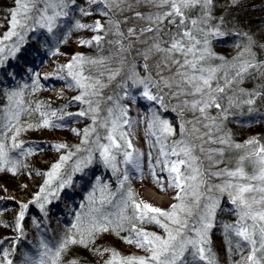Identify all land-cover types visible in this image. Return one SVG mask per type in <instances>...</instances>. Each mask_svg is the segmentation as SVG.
Returning <instances> with one entry per match:
<instances>
[{"label":"snow or ice","instance_id":"6c2138e0","mask_svg":"<svg viewBox=\"0 0 264 264\" xmlns=\"http://www.w3.org/2000/svg\"><path fill=\"white\" fill-rule=\"evenodd\" d=\"M89 2L103 3L105 8L110 7L109 0H89ZM111 2L118 6L122 0H111ZM147 2L160 10L148 16L146 19L149 26L141 29V34H154L153 43L143 54L144 60L149 59L150 53L160 54L156 67L167 69L170 75L163 76L158 71L157 75L160 79L155 80L151 73L141 77L133 70L121 87L126 89L127 81H131L132 86L142 87L141 94L144 98L155 101L162 107L165 106V88L175 89L172 95L176 98L191 97V99H184L182 103L193 113L199 112L203 120L208 121L203 125L208 131L196 135L195 140L202 141L198 146L192 138L185 137L187 130L181 125L182 138L168 145L167 137L174 135L175 130L167 120L160 119L154 113L148 128L151 134L156 136V142L159 144V156L155 164L162 165L161 173H166V176L158 175L154 169L152 175L160 191L164 192L169 188L175 190L171 198L176 202L170 204L168 209H162L143 199L136 200L129 188L126 195H122L118 205L119 211L108 213L104 211V206L113 203L114 194H105L108 186L103 185L100 188L99 206L89 209L87 222L77 215V223L72 225V228L76 230L75 233H71L54 247L43 244L45 251L41 253L38 264H60L62 254L67 251L69 245L81 244L87 247L95 235L102 232L116 231L119 235L117 230H125V223L130 225L127 231L131 233L129 237L124 238L125 242L143 250L145 255L121 257L119 253L112 250L111 259L106 261V264H200V262L218 264L211 249L210 232L215 226L216 212L220 208L223 196H227L228 202L233 206V214L236 216L233 222L222 225L229 253L240 256L233 264H264V144L252 138L244 144L231 145L236 149H246L245 154L239 156L234 168L226 167L216 171H212V168L223 161L215 159L214 154L223 156L225 149L203 147L204 143L230 144V141L224 137L213 138L216 122L214 118L209 117L208 109H221L222 105L219 101L225 89L231 88L237 79L242 81L250 70L264 69V63L257 62L255 55L248 47L239 52L231 64L225 62L222 65L212 66L209 63L216 58L211 51V38L224 35L218 25L211 24L213 0H147ZM66 7L65 0H14V7L10 11L6 25L8 31L0 38V63L8 56H15L20 51V44L25 40L26 33L34 30V26L47 28L51 32L56 26L57 18L68 15L64 11ZM197 8L200 9V15L192 18L190 13ZM81 11L85 15L89 14L86 10L81 9ZM140 15L137 13L138 17ZM169 25L174 28V31L169 28L165 32V28ZM76 27L90 28L95 32L104 30V26L99 21L94 25L77 22ZM116 28V35L123 37L124 33L119 31L118 23ZM164 35H167L168 39L165 40ZM128 36H136L135 30L129 29ZM13 38L16 39L11 46L5 43ZM103 38L101 35H96L91 40H81L80 43L91 45L95 41L99 44ZM116 43L120 45V51L125 50L122 40H117ZM245 53L248 54L247 57ZM85 65L100 67L96 69L94 75L93 69H86ZM143 68L145 72H148L149 65L145 63ZM65 70L67 77H71L75 87L81 90L80 94L73 99L87 105L78 113H68V115L89 116L92 125L83 129L82 139L80 144L75 146V151H71L70 146L64 143L53 146L57 151L64 149L69 151L61 155L59 160L51 165L50 170L43 174L46 178L32 202H39L42 199L47 202L48 196L54 194L50 191L54 181H59L56 191L71 182V177L67 179L61 177V170L78 152L85 151L87 155L75 162L74 172L81 171L82 167L91 163L94 151L99 152L105 166L111 167L113 172L117 170L116 153L122 152L125 164L133 163V153L127 150L132 148V143L128 139L127 132L123 130L124 125L131 127L130 121L126 118L127 108L120 106L117 100L115 107L107 108L105 117L100 118L99 115L103 89L120 75V69L113 70L104 57L92 59L77 54L71 58L70 62L58 69L60 72ZM221 72H223L222 77L218 75ZM105 73H107V82L102 79ZM221 79L224 81L223 84L220 83ZM152 89L156 91L153 92ZM19 95L14 92L8 99L11 102L13 97ZM127 95L125 91V96ZM113 99L112 96L107 97L109 102ZM228 99L229 104H232V98ZM254 102L251 98L243 101L247 105H252ZM15 103L18 110L7 113V122L0 123V171L8 170L13 173L16 172L19 161L12 159L9 155L10 149L6 146L5 140H11V149L21 148L22 142H18L17 137L26 130L23 126H18L24 111L20 106L24 101L20 99ZM40 108L41 105H37L36 111L40 112ZM40 115L43 118L40 127L59 126L49 118L56 117V111L40 112ZM59 119H63V116ZM197 119L199 122V118ZM189 123L192 122L189 121ZM27 127L31 128L34 125ZM98 127L105 129L106 134L103 139L107 143H101ZM154 128L157 131H152ZM73 132L80 135L76 129H73ZM192 132L200 133L195 124H193ZM7 133L12 134L9 137ZM94 134L95 139L90 140ZM89 144L95 147H83ZM197 147L200 153H207L206 159L209 162L207 169L203 166V160L196 154ZM9 165L10 167H6ZM245 165H250L252 170L249 172ZM134 166L139 168L138 163ZM212 177L219 178L220 183H211ZM127 179L128 176L125 173L124 180L120 182L121 188ZM164 180H167V186ZM88 199L90 204L96 205L97 200L94 194ZM40 206L42 208L43 204ZM27 208L28 204L21 206L22 210L17 218V229L21 226L20 221L24 219V210ZM129 208H131L130 214H128ZM144 224H154L162 230V234L138 227ZM0 244H3V241H0ZM10 255L12 251L0 247V264H13V261L9 259ZM44 257H47V260ZM72 264L76 262L73 261Z\"/></svg>","mask_w":264,"mask_h":264},{"label":"rangeland","instance_id":"374dc122","mask_svg":"<svg viewBox=\"0 0 264 264\" xmlns=\"http://www.w3.org/2000/svg\"><path fill=\"white\" fill-rule=\"evenodd\" d=\"M73 2L71 6L67 5L64 9L68 15L58 17L56 26L51 32H49L47 28L34 27L31 34L37 43H33L30 39L27 40V38H25L20 44V51H18L15 56H8L2 63H0V92H5V88L10 87L8 88V94L10 96L14 92L19 93V96L12 98L15 103L17 100H24V94L27 91L35 90L40 97L39 105H41V108L43 110L45 109V112L50 113L51 111H56L57 113L56 117L49 118L55 125H59L58 127H43L41 134L38 135V137L28 138L29 142L32 143L30 144V147L38 154L37 158L33 159L29 165L28 178L30 180H28L27 189L33 196L36 194L35 189H40L44 183V181L41 180L42 175L50 170L51 165L57 162L61 155H64L63 150L57 151L53 147L56 144H65V141L67 140L65 136L58 133V130H67L71 132L75 137L74 139H78L81 136L82 126L80 125V116L68 115V113L79 112V110L74 109L75 104L73 103V98L75 96L70 95L66 88V83L68 81L73 83V85L74 81H72L71 77H67L66 70L60 72L58 69L70 62L73 56L77 54L82 55V52L87 48L92 45H97L95 41H93L91 45H82L80 43L81 40H91L96 35L103 36L104 38L102 40L105 38L107 40L120 38L121 36L116 35L117 23L119 25V31L124 33V36L120 39H131V37L128 36V30L131 29V24H125V21L122 22L118 19H112L109 15L108 9L105 8L103 3L94 4L90 3L89 0H74ZM13 7L14 1L5 5V0H0V38H2L4 33L8 31L6 26L8 13ZM81 9L86 10L89 14L85 15ZM105 12L108 14L105 15ZM78 18L81 19L79 20ZM97 21L104 26L103 31L95 32L90 28L80 29L76 27L77 22L94 25ZM14 40L15 38L6 41L5 43L11 46ZM99 47H101V45ZM122 52L124 53V51ZM131 59L134 61L135 66H132V68L127 70V76L130 75L133 70L139 73L141 77L150 73L145 72L143 68L145 63L150 67L149 59L145 61L144 57H139L137 59V56L135 58L132 56ZM6 62H9V64H6ZM159 71L162 75L164 74L165 69H159ZM141 72L146 75H141ZM151 75L155 80L160 79V76L155 77L153 74ZM60 77L64 78L61 79ZM129 82L130 84L126 89L124 88L122 100L119 104L120 106L127 108L126 118L131 123V127L124 125L123 130L127 132L128 139L132 143V148L127 150L133 153V163L125 164L123 162L122 152L116 153L117 170L113 172L111 167L105 166L99 152L94 151L91 163L82 167L81 171L76 172L73 175L74 178L71 177V182L67 184L66 191L61 194L55 189L53 193L56 198L53 204L42 208L41 206H36L37 209L33 207L31 205L32 199L27 195H15L11 191L0 193V208L4 206L9 209V212H11L16 219L22 210L21 206L28 204V208L24 210V219L20 221V228L17 229V227H15L11 234L0 235V241H3V244H0V247L6 248L8 245L5 244H9V249L12 251V255L9 256V259L13 261V264H38L41 259V253L45 251L42 245L47 244L49 247H54L47 241V239H49V226L59 224L61 221H73L75 219L78 210L77 208L81 204L79 197L81 196L80 188L82 185L89 188L93 182L98 180L113 185L115 188V195L117 196L115 200L113 198L114 201L112 203L114 204L112 208L115 210H117L116 207L119 205H116L118 202L117 199H121L122 195H126L129 188L132 190L134 198L137 200L143 199L144 201L151 203L153 206L162 209L168 208L170 204L175 202V200L171 198L174 196L175 190L173 193H168V189L164 192L160 191L153 178L152 170L154 169L156 172V168L162 165L155 164L156 160L154 157L156 155L159 156V144L156 142V136L151 134L148 125L152 122L155 113L160 119L167 120L175 130L174 135L167 137L166 143L168 145H171L173 141L182 138L181 125H183L187 130L184 134L185 137L192 138L199 146L202 141L195 140L196 135H199V133L192 132L193 124L196 126L197 123L204 124L206 122L208 123V121L203 120L199 112L193 113L190 110H184L183 104L180 103L182 100L174 97L172 92H168L166 88L164 89L165 106L162 107L155 101H149L144 98L141 94L142 87H134L131 85V81ZM173 90L175 91V89ZM125 91L128 93L127 96H125ZM152 91L155 92L156 89H152ZM178 102L179 105L176 106ZM261 113L263 112L255 107V109L251 110L247 115L238 114L236 119L240 120V116L241 118L243 117L246 122H251ZM180 114H183V116L185 115V118L181 119L179 117ZM188 114L193 115H191V117H186ZM208 115L215 120L219 117L224 118L222 117L221 109L216 108L208 109ZM61 116H63V119H59ZM197 118H199V122ZM189 121L192 123H189ZM246 122L244 124H248ZM53 128H56L57 131ZM73 129L78 130L80 135H76L73 132ZM231 129L232 130H230L225 137L230 141V145L244 144V140H240V135L235 133L238 131V128H236V130L235 128ZM152 131H157V129L154 128ZM248 137L249 134L244 136V138ZM67 142L71 141L68 140ZM101 143H107V141L102 138ZM121 143L123 142L121 141ZM208 144L209 143H205L203 146ZM210 144L215 146L221 145L219 143ZM204 148L208 149L209 146ZM152 149L154 150L151 151ZM213 149L218 148L215 147ZM228 149L233 150L238 154H241L242 152V150L236 149L233 146ZM41 151H46V153L41 154ZM196 154L207 155V153H200L199 147H197ZM171 159H175V157H171ZM238 159H234L232 164L228 165L227 168H234ZM135 163L139 164V168L134 166ZM125 173H127L128 179L124 181L123 187L121 188L120 182L124 180ZM159 175L166 176V173ZM210 182L220 183V179L212 177L210 178ZM164 184L167 186V180H164ZM232 209L233 206L228 202L227 196L221 197L220 208L217 209L216 212L215 226L210 232L211 249L215 254L218 264H232V260L235 261L240 258L238 254L229 253L227 244L224 243V245L219 246L218 239L215 238L217 236L215 235L214 230H221L222 225L225 223V220L222 217L224 214H227L229 218L226 223H231L236 219ZM39 210H41L42 219H36L37 211ZM108 212L110 213L112 211L110 210ZM23 221L25 224H31V226L37 230V233L33 234L25 229L24 225H22ZM7 238H10L9 242H7ZM120 250L127 252V250L129 251L130 249L124 246L121 247ZM222 250L227 253V257L220 254ZM131 253L136 254L137 252L132 250ZM246 254L247 253H245V255ZM44 259L47 260V257H44ZM200 264H204V262H200Z\"/></svg>","mask_w":264,"mask_h":264},{"label":"trees","instance_id":"16d2710c","mask_svg":"<svg viewBox=\"0 0 264 264\" xmlns=\"http://www.w3.org/2000/svg\"><path fill=\"white\" fill-rule=\"evenodd\" d=\"M11 1L14 0H5V5H8ZM73 1L74 0H65L67 5L70 6L74 3ZM109 3L110 7H108L107 9L110 17L115 20L118 19L122 22L125 21V24L130 23L131 29L135 30L136 36H133L128 40H126L125 38L122 40L120 39L121 37L111 40H107L105 38L106 41L104 39L100 42V44L92 45L84 52H82V56L92 59H99L101 57H104L106 58L109 67H111L113 70L120 69V75L112 80L108 84V86L103 89L102 102L100 104L99 113L100 118H103L107 115V108L115 107V103L117 100L119 103L121 102L124 92V88L121 87V84L124 83L127 78V70L132 68V66H135L134 61L131 59V57L133 56L135 58L137 56V59L139 57H144L143 54L147 52L148 48L153 43L154 34L144 33L142 35L141 29L149 26V22L146 18L150 15H154L157 11L160 10L155 5L148 3L147 0H122V2H120L118 6L116 3H112L111 0H109ZM137 13L141 14L140 17L137 16ZM9 14L10 11L8 13V17ZM190 15L192 16V18L198 17L200 15V9H194L190 13ZM212 16L213 19L211 21V24L213 26L218 25L220 31L224 33L223 36L211 38V51L214 54V57H216L209 62L212 66L222 65L225 62H227L228 64L233 63L234 58L237 57L238 53L246 47L251 49V52L255 55V60L257 62L264 63V0H213ZM78 19L80 20L81 18ZM165 24H167V21H165ZM169 28H172V26L169 25L168 27H166L165 32H167ZM172 30L174 31V28H172ZM25 38H27V40L30 39V41H32L33 43H37L33 38L31 31L26 33ZM163 38L165 40L168 39L167 35H164ZM117 40L123 41V46L125 49L124 53L120 51V45L116 43ZM100 45L101 47H99ZM159 55L160 54L158 53L149 54L150 67L148 69V72L153 74V76L155 77H159L157 75L159 69H157L156 67L157 63L160 60ZM247 56L248 54L245 53V57ZM6 64H9V62H6ZM99 67L100 66L85 65L86 69H93L94 75L96 73V69ZM141 75L146 74H143V72H141ZM162 75L167 76L170 75V73L167 69H165V72ZM218 75L222 77L223 72L219 73ZM230 75H232V73H230ZM102 79L107 82V73H105V76ZM220 83H224L223 79L220 80ZM129 84L130 82L127 81V86ZM8 88L10 87H6L5 92H0V123L7 122V113H9L10 111L18 110L16 103H14L13 100L10 102L8 99V97L10 96L8 94ZM66 88L68 90V93L73 96L79 95L81 91L80 89L76 88L73 83H70V81L66 83ZM167 90L168 92L174 91L169 89ZM108 96H112L114 98L113 101H107ZM183 97L184 96H180L179 100L181 99L183 101V99H191V97ZM229 97H231L233 100L232 104H229ZM249 98L254 99L255 101L252 105L243 103V101ZM39 99L40 97L38 95V92H36L35 90L27 91L24 94V103L20 106L24 109V111L20 116V122L18 126H23L26 130L22 131L17 137V141L22 142V147L11 149V140H5L6 146L10 149L9 155L12 157V159L18 160L19 164L17 165V170L15 173L8 170L0 171V193L11 191L15 195H27L32 199V201L34 200L35 195L39 192L40 189H35L36 194L34 196L31 195L27 189L28 180H30L28 178L29 165L30 162L33 161V159L37 158L38 154L34 151L33 148L30 147V144L32 143L29 142L28 138L38 137L43 129V127L39 126L43 119L40 115V112H45V109L43 110L42 108H40V112L36 111L37 105H39ZM219 102L222 105L221 112L222 117L224 118L219 117L215 120L216 126L213 128L214 139L218 137L225 138L227 133L232 130L231 128H235V130L236 128H238V131L235 133L240 135V140L242 139L245 142L248 139L255 138L261 144H264V69H261L260 71L250 70V72L244 76L242 81L239 79L234 81L231 88L225 89V93L222 94V98ZM73 103L75 104L74 109H77L79 111L87 107V105L82 104L81 102L76 100H73ZM180 103L183 104L181 101ZM177 105H179V102L178 104H176V106ZM255 107L263 112L259 116L254 118L255 120L246 122V120L243 117L241 118L240 116V120L236 119L238 114L247 115L249 112H251V110H254ZM184 110L189 109L184 106ZM191 115L193 114H188L186 115V117H191ZM182 116L183 114L179 115L181 119H184L185 115L183 117ZM80 119L82 130L81 136L78 139H74L75 137L73 136V134L67 130H58V133L60 135L66 137L67 140L65 141V144L70 146L71 151H75V146L80 144L83 136V129L92 125V120L89 116L80 117ZM245 122L248 124H244ZM28 125H34V127L28 128ZM203 125L204 124L202 123H197L195 126L200 130L199 134L208 131V129L204 128ZM53 129L57 131L56 128ZM97 131L102 139L106 133L105 129L98 127ZM11 134L12 133H7L9 137L11 136ZM247 134H249V137L244 138V136ZM94 139L95 134L90 137V140ZM68 140H70L71 142H67ZM208 146L209 148L216 147L218 149H225L223 156L214 154L215 159L222 160L223 163L219 164L217 167L212 168V171L221 169L222 167H228V165L232 164V161H234V159H238L240 155H243L246 152L245 149H240L242 150V152L241 154H238L233 150H229L228 148L232 147L230 144L224 146H215L209 143L208 145H204L203 147ZM83 147L94 148L95 145L89 144L84 145ZM63 151V154L65 155L67 151H69V149H64ZM40 153L45 154L46 151H41ZM86 155L87 153L85 151L76 153V155H74L72 159H70L61 170V177L63 179L73 177V175L76 173L73 171L75 162ZM199 156L201 160H203L204 168L207 169L209 167V162L206 159V155L200 154ZM245 166L249 172L252 170L250 165ZM6 167H10V165ZM41 180H45V177L43 175ZM58 183L59 181H54L50 191L54 192V190L57 189ZM103 185L108 186L105 194L113 193L114 200L117 198V196L115 195L114 186L106 184L102 180L93 182V184L89 188L82 185L80 188L81 196L79 197L81 204L77 208L78 210L76 213V217L77 215H80L81 219L87 222L89 209L91 207L99 206V197L101 195L100 188ZM66 188L67 185L62 189H59V191L57 192H60L62 194L66 191ZM93 194L95 195L97 200L96 205L90 204L88 199L89 196ZM55 198L56 196L55 194H53L48 196L47 202L42 199L39 202H32L31 205L36 208V206H40L41 204H43V207H45L53 204ZM117 200L118 202L116 205L119 204L121 199ZM112 206H114V204H105L104 211L108 212L111 210L112 212L110 213H116L119 211L118 207H116L117 210H115L114 208H112ZM130 213L131 208L128 209V214ZM36 216V219H42L41 210L37 211ZM76 217L73 221L65 220L59 222V224H54L52 226L50 225L48 229L49 239H47V241L50 242L53 246H56L68 235H70L71 233H75L76 230L72 228V225L77 223ZM222 217L224 218L225 223L228 222L229 218L227 214H224ZM16 224L17 219L14 217V215L9 212V209L2 206L0 208V235L13 233ZM22 225H24V228L30 231V233H37V230L34 229L31 224H25V222L23 221ZM129 227L130 225L128 223H125V230H117L119 232V235H117L116 231L98 233L91 240L87 247L81 244L69 245L67 251L62 254L60 264H72L73 261H75L76 264H106V261L111 259L112 250L119 253L121 257L145 255L143 250L136 248L135 245H130L125 242L124 238L131 235V233L127 231ZM138 227H143L146 231L162 234V230L154 224L138 225ZM214 231L215 235L217 236L215 238L218 239V245L222 246L224 245V243L227 244L225 235L223 233V228L221 230L215 229ZM6 240L7 242H9L10 238H7ZM5 245H8V247L6 246V248H10L9 244ZM124 246L128 247L130 250H127V252L121 251L120 248ZM132 250L136 251L137 253H131ZM220 254L227 257V253H225L224 250H222ZM233 261L234 260H232V264Z\"/></svg>","mask_w":264,"mask_h":264},{"label":"bare ground","instance_id":"6f19581e","mask_svg":"<svg viewBox=\"0 0 264 264\" xmlns=\"http://www.w3.org/2000/svg\"><path fill=\"white\" fill-rule=\"evenodd\" d=\"M154 149H152L151 151H153ZM157 157H158V155H156L155 157H154V159L156 160L157 159ZM161 167L162 166H159V167H157L156 168V173L159 175V174H164V173H161ZM174 192V189H171V188H169L168 189V193H173Z\"/></svg>","mask_w":264,"mask_h":264}]
</instances>
